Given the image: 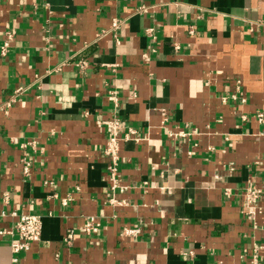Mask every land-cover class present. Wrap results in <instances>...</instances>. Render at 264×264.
<instances>
[{
    "label": "crops",
    "instance_id": "crops-1",
    "mask_svg": "<svg viewBox=\"0 0 264 264\" xmlns=\"http://www.w3.org/2000/svg\"><path fill=\"white\" fill-rule=\"evenodd\" d=\"M115 117L140 139L112 177ZM11 212L42 239L0 234V264H264V0H0V231Z\"/></svg>",
    "mask_w": 264,
    "mask_h": 264
},
{
    "label": "built area",
    "instance_id": "built-area-1",
    "mask_svg": "<svg viewBox=\"0 0 264 264\" xmlns=\"http://www.w3.org/2000/svg\"><path fill=\"white\" fill-rule=\"evenodd\" d=\"M122 25V20L119 18H113L111 22V27L109 29L110 32H114L116 35L117 31L119 30L120 26ZM152 31V30H150ZM149 31V32H150ZM106 33V32H104ZM12 39V35L9 34L7 40L3 43L1 47V54L5 56L9 50V44ZM88 61L85 58H81L77 62V66L80 68V70H85L88 66ZM86 71V70H85ZM24 88L20 87L15 90L14 95L12 98L7 101L4 105V107H9L11 104L15 101H17L18 96L20 93H22ZM116 105L118 104V99H115ZM259 118L261 119L263 117V114L259 113ZM129 139H135L139 140V136L137 135V132L133 129H129L122 133V129L120 126V119L118 117L113 118L110 121V133L109 138L107 141V144L104 148V153L108 156V158L111 161V176L113 177L117 170H118V163L120 159V150H121V144L122 142L129 140ZM30 168H31V162L25 160L23 165V174L25 176H29L30 174ZM114 188V187H113ZM260 190H252L251 188H247L244 192L245 200L247 204L250 206L248 207V214L253 217L255 213L257 212V200L261 196ZM4 198L8 200V195L5 194ZM5 216L7 214H4ZM15 217L16 220L11 228L5 229L0 231L1 235L10 234L12 236L11 238V248L15 255H19L22 252H26L31 248V244L39 241L42 235V217L39 215L34 214H17V212H11L8 214V216ZM92 228V224L87 223L84 229L86 231H89ZM140 232V229L138 228H127L124 230V233L126 235H136ZM69 238H71V234L68 235ZM258 249H256L255 254L253 255L251 264H260L259 255H258ZM18 258L15 257L14 261H16Z\"/></svg>",
    "mask_w": 264,
    "mask_h": 264
}]
</instances>
